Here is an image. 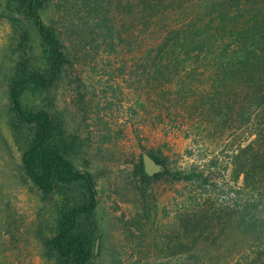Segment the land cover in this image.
<instances>
[{
    "label": "trees",
    "instance_id": "obj_1",
    "mask_svg": "<svg viewBox=\"0 0 264 264\" xmlns=\"http://www.w3.org/2000/svg\"><path fill=\"white\" fill-rule=\"evenodd\" d=\"M10 1L43 46L36 58L32 44L20 42L9 102L12 129L24 139L23 170L43 196L58 197L53 232L44 241L54 264L92 259L96 182L90 171L75 167L59 117L42 106L28 108L22 97L30 88L55 86L74 60L72 41L80 54L87 48L96 54L137 53L134 62H124L128 87L146 96L153 89L160 105L180 108L191 121L193 141L230 131L234 136L223 165L233 171L232 210L214 195L207 167L168 173L190 189L176 201L180 226L169 249L174 259L160 264H264V0H73L77 11L71 20L67 12L62 28L41 17L46 0ZM25 41H31L28 30ZM213 157L208 166L215 165ZM139 159L135 172L142 183L161 176H149Z\"/></svg>",
    "mask_w": 264,
    "mask_h": 264
},
{
    "label": "rangeland",
    "instance_id": "obj_2",
    "mask_svg": "<svg viewBox=\"0 0 264 264\" xmlns=\"http://www.w3.org/2000/svg\"><path fill=\"white\" fill-rule=\"evenodd\" d=\"M77 5L73 0H46L39 13L45 22L62 28L65 15L69 12L71 20ZM27 30L30 43L25 41ZM20 42L26 48L32 44V53L41 57L43 46L31 24L10 0H0V264H54L44 241L53 232L58 197H45L32 185L21 165L24 139L12 129L9 89ZM68 47L74 60L65 65L55 86L30 88L22 102L59 117L73 146L75 167L94 175L98 235L89 264L168 263L174 259L169 252L173 230L180 226L176 201L190 189L172 182L168 173L207 167L216 183L214 195L232 210L237 196L234 176L231 165H223L234 136L231 131L220 138L201 135L195 142L188 130L191 121L180 108L171 102L160 105L153 89L146 96L128 87L132 81L127 80L124 62H134L137 53L96 54L87 48L80 54L73 41ZM149 152L165 163L155 172L161 176L147 184L135 164L141 156L143 165L142 157ZM213 156L218 159L208 166ZM229 232L232 239L233 225Z\"/></svg>",
    "mask_w": 264,
    "mask_h": 264
},
{
    "label": "water",
    "instance_id": "obj_3",
    "mask_svg": "<svg viewBox=\"0 0 264 264\" xmlns=\"http://www.w3.org/2000/svg\"><path fill=\"white\" fill-rule=\"evenodd\" d=\"M144 170L147 174H153L157 172L160 168V164L152 159L149 155H144L142 157Z\"/></svg>",
    "mask_w": 264,
    "mask_h": 264
}]
</instances>
